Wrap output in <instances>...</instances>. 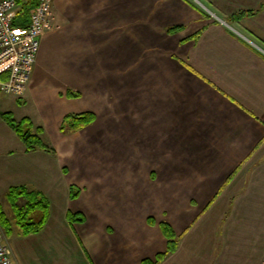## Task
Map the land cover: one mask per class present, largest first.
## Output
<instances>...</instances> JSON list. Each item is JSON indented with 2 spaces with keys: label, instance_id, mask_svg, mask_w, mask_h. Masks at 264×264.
<instances>
[{
  "label": "crops",
  "instance_id": "obj_1",
  "mask_svg": "<svg viewBox=\"0 0 264 264\" xmlns=\"http://www.w3.org/2000/svg\"><path fill=\"white\" fill-rule=\"evenodd\" d=\"M53 13L60 28L42 38L32 81L18 97L33 104L30 118L56 153L26 151L4 125L17 148L0 137V151L11 156L6 175H17L9 188L25 185L50 201L45 225L29 235L11 203L13 217L2 204L16 263L141 264L167 249L165 221L178 245L159 264H260L264 43L254 35L264 39V22L261 35L245 36L190 0H54ZM56 76L61 84L52 86ZM69 89L81 95L68 97ZM85 111L95 122L60 131L66 114ZM71 140L90 147L78 150ZM97 155L118 157V179L104 172L94 181L112 190L104 199L120 203L118 213L85 210L84 178L89 187L100 168L79 157ZM72 184L82 188L75 199ZM69 210L86 220L70 223Z\"/></svg>",
  "mask_w": 264,
  "mask_h": 264
},
{
  "label": "trees",
  "instance_id": "obj_2",
  "mask_svg": "<svg viewBox=\"0 0 264 264\" xmlns=\"http://www.w3.org/2000/svg\"><path fill=\"white\" fill-rule=\"evenodd\" d=\"M17 3L19 8L15 17V24L26 25L29 21L31 10L37 5V0H17ZM251 14L254 13L252 12ZM245 15L246 12L241 11L231 15L229 18H226V20L231 23H240L241 20L245 18ZM179 28V26H175L170 28L169 31L173 32ZM250 32L254 35L253 30H250ZM254 36H257L260 41L264 43V39L261 36ZM80 95L81 93L74 92L71 89L67 91L68 97ZM0 116L24 142L26 151L30 152L37 149H43L53 154L56 153L54 146L43 138L45 132L43 126H35L30 117L26 116L21 120H17L13 113L9 111H0ZM95 119L96 114L91 111L68 113L63 118L60 131L64 134L79 131L92 124ZM70 189L72 199L77 198L81 193V189L75 184H72ZM7 196L14 211L16 223L21 229V233L24 235L38 233L45 225L50 213V201L48 197L43 192L29 188L25 185L10 187ZM67 219L70 223H74L83 222L86 220V217L84 213L80 211L73 212L69 210L67 213ZM149 223L154 224L155 220L150 217ZM0 225L5 230L6 235L12 232V221L4 210L1 202ZM159 225L167 238V249L163 252L157 253L154 258L143 259L141 264H159L177 248L178 237L171 224L162 221Z\"/></svg>",
  "mask_w": 264,
  "mask_h": 264
},
{
  "label": "rangeland",
  "instance_id": "obj_3",
  "mask_svg": "<svg viewBox=\"0 0 264 264\" xmlns=\"http://www.w3.org/2000/svg\"><path fill=\"white\" fill-rule=\"evenodd\" d=\"M190 1L193 4H195L197 7H199L201 10H203L210 18L215 19V20H220L222 22L225 21L226 18H229L231 15L244 11L246 12V15H245V18H243L240 23H233L229 25L234 27L237 31L241 32L245 36L246 35L249 36L247 33L250 32V30H253V31L257 30L258 34L260 35L263 33V31L260 30L261 28L259 29L257 27L263 26L262 24L264 22V0H190ZM252 12L254 14H251ZM59 81L61 82L62 78L59 76H56L54 81L51 82L50 80H45V83L48 84L51 82V85L53 86V84L55 85L58 83L61 84ZM0 111L12 112L14 117L17 120H21L23 117H26V116L34 118V113L36 110L33 104H31L30 102H27V100L24 97H18L17 95L13 94V95H6V96L0 95ZM2 125L6 126L10 131H12V133H14L15 137L20 143L22 140L10 128V126L0 117V137L3 136L7 144L12 145L13 148H17L16 143L10 140L8 136L6 135V133L3 131ZM77 142L78 143H76V141L72 142L71 140L70 143H72L75 146V148L77 147L78 150L83 151V150H86L88 147H90V145L86 143L87 141L83 142L82 145H81V142L79 141ZM72 144H71V147H72ZM100 144L102 145V142ZM61 145H62L61 147L65 146V145L63 146V142L61 143ZM10 158L11 156L8 155L6 152L0 151V202L4 205L8 214L11 217H13V211L8 203L7 193L9 190V186L15 182L17 175L9 171V174H12L11 178L13 181H10L9 176L6 175L7 170H9L8 167L12 165V163L9 160ZM117 158L118 157L98 156V155L79 157V159H82L83 163L86 164L89 161H91L90 164L93 167L100 168V170H98L96 173L95 180L90 178L91 185L89 187H87L88 185L87 178H84L86 189L82 195V198L87 206L85 210H88L89 213L88 212L87 213L90 214V216L98 214L99 212L104 211V210L108 211L109 210L108 208H110L111 213H118L120 210V206H121L120 203H109L106 201V199H104L105 189L106 190L107 189L111 190V189L108 186L105 187V185L103 184H100L97 186L96 182H94V181H98L100 183L103 180V178L100 176V173L103 175L104 172H106V174H109L110 177H112V180H115L116 178L118 179V171H117V168L114 167L115 165L118 164L116 162ZM83 159H86L88 161L85 162L83 161ZM83 163L78 164L76 162L75 163V166H77L76 169L82 168L80 167V165ZM110 168H115V169H113V171L111 172ZM78 187L82 190L80 186ZM111 197L114 199V195H112ZM111 197L109 198L110 200H111ZM62 221H63V225L66 226L64 224L65 223L64 221H66V218H64ZM64 226L63 228L65 229ZM66 229H68V226ZM60 234L62 233L60 232ZM36 235L37 234L30 235L27 237V239L36 237ZM5 240L7 242L6 236H5ZM11 241H12V237H10V242ZM67 243L70 245L69 237L67 238ZM13 259L15 261V257ZM39 259H36V260H39ZM33 260L31 259L29 264L33 263L34 262ZM20 262L25 264L24 261L21 259H20ZM15 264H17L16 261H15ZM39 264H44V258H42Z\"/></svg>",
  "mask_w": 264,
  "mask_h": 264
},
{
  "label": "built area",
  "instance_id": "obj_4",
  "mask_svg": "<svg viewBox=\"0 0 264 264\" xmlns=\"http://www.w3.org/2000/svg\"><path fill=\"white\" fill-rule=\"evenodd\" d=\"M53 6L54 0H37L28 23L17 25V0H0V95L22 96L30 85L42 38L60 28ZM0 264H15L1 225Z\"/></svg>",
  "mask_w": 264,
  "mask_h": 264
}]
</instances>
